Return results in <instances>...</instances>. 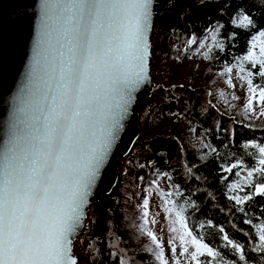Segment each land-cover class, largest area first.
Here are the masks:
<instances>
[{"label": "snow or ice", "instance_id": "1", "mask_svg": "<svg viewBox=\"0 0 264 264\" xmlns=\"http://www.w3.org/2000/svg\"><path fill=\"white\" fill-rule=\"evenodd\" d=\"M153 4L154 0H39L33 60L15 97L7 132L0 138V264H79L74 248L86 208L136 93L149 81ZM244 19L247 25L242 26L264 37V28L254 18ZM217 35L202 53L206 60L218 58L213 48L225 50ZM236 59L240 74L246 71L245 63L250 65L247 75H240L250 94L245 111L255 114V101L261 106L259 115H264V40L253 37L246 55ZM232 71L226 67L220 75ZM257 76L260 80L254 83ZM227 82L232 84L230 77ZM256 155L258 159L247 166L244 185H230L231 191L243 192L229 197L236 205L264 198V146ZM243 166L238 161L223 171L239 176L233 169ZM163 195L165 210L174 215L169 231L175 235L168 243L174 255L179 244L185 264H251L254 258L227 234L222 248L193 234L184 207L168 199L172 192ZM148 223L144 219L139 227L154 245L150 251L158 264H169L163 242ZM256 228L259 243L251 251L264 254V221ZM88 247L94 255L91 241ZM229 247L231 258L225 251ZM118 259L119 264H130Z\"/></svg>", "mask_w": 264, "mask_h": 264}, {"label": "trees", "instance_id": "2", "mask_svg": "<svg viewBox=\"0 0 264 264\" xmlns=\"http://www.w3.org/2000/svg\"><path fill=\"white\" fill-rule=\"evenodd\" d=\"M246 15L254 18L259 28H264V0H205L200 3L174 0L168 15L156 27L160 35L172 30L185 54L198 53L210 67H233L240 77L247 75L250 65L245 63L246 71L240 74L236 58L246 55L253 37L259 33L242 26L247 25ZM214 34H218L217 40L225 44V50L213 48V54L218 58L206 60L202 53L212 46ZM191 40L198 43H187ZM154 48L161 53L165 51L161 44ZM243 80L247 85L246 79ZM259 80L260 77H255L254 83ZM199 101L197 94L190 91L184 101L176 99L166 103L163 110L173 113L187 107L185 113L194 118L204 145L197 149L190 142L181 144L176 131L155 135L135 144L139 149L148 147L149 153L145 158L153 163L150 165L152 168L144 165L133 170L146 185L158 181L163 187L159 193L164 201V193H173L168 199L178 207H184V215L188 217L189 227L194 229L193 234L204 236L205 242L221 248L226 243L222 237L227 234L234 243L246 248L247 256L254 258L251 264H264V254L251 251L259 243L256 225L264 221V198L254 197L253 202L245 205H236L229 199L234 194L243 195V192L231 191L230 185H244L247 166L258 159V147L264 146V117L255 119L239 111L226 112L217 108L212 100L203 108ZM238 161H243L244 165L242 169H233V172L240 171L239 176L223 171L224 167ZM244 190L249 189L245 187ZM168 205L172 207V203ZM240 207L245 211H239ZM132 219L133 213L121 189L113 188L107 196L92 204L81 233L82 239L75 241V249H80L79 264H119L118 258H125L130 264H158L149 242L132 230ZM221 228L223 232H220ZM89 241L94 245V255L90 254ZM225 251L231 258L230 247Z\"/></svg>", "mask_w": 264, "mask_h": 264}, {"label": "rangeland", "instance_id": "3", "mask_svg": "<svg viewBox=\"0 0 264 264\" xmlns=\"http://www.w3.org/2000/svg\"><path fill=\"white\" fill-rule=\"evenodd\" d=\"M159 33L160 31L153 35V40L150 38L152 48L149 62L154 94L147 99L145 107L141 110V119H139L140 139L137 138L136 143L141 142L143 137L173 134L176 131L181 144L190 142L195 148H201L204 145V140L198 133L194 118L189 113H185L187 107H184V110L181 107L180 110L173 113L163 110V105L166 103L176 99L184 101L190 91L197 94L200 100L199 104L203 108L212 100L217 108L226 112L239 111L244 116H251L255 119L264 117V115H259L261 106L257 105L255 101L253 102L255 114L245 111V105L250 94L247 92L245 81L240 79L235 68L228 76H221L220 73L224 72L226 68L207 66L198 53L185 54L180 43L173 38L168 40L166 34L160 35ZM254 37L257 41L264 40V37H260L259 33ZM157 44H161L162 48L165 49L163 53L154 48ZM258 47L259 44L257 43V51ZM229 77L232 80L231 85L227 82ZM135 144L130 151L131 153L129 152L130 156L124 157L126 158V165L121 167V171L126 173L121 179L124 180L127 177L129 179L128 183H122L121 190L124 191L129 210L133 213L131 228L141 239L148 241L151 248H154L150 238L143 234L139 227L143 220L147 219L149 221L148 227L163 242L165 257L169 260V264H175L176 259H179L181 264H185L186 258L180 255L182 249L179 244L177 243V251L174 255L171 251V245L168 243L169 239L175 235L169 231L174 215L165 210V201L159 193L160 190H163L162 185L158 181L146 185L143 178L133 170L135 167H143L144 165L152 168L145 158L146 154L149 153L148 147L144 146L139 149L138 145L135 146ZM132 157L134 161L130 163L129 159ZM135 175L138 176V180L134 179ZM138 181H141L145 187L142 201H147L146 208L144 204L142 207L136 205L139 195L136 185ZM167 207L171 206L167 205ZM143 212H147V217L142 216ZM153 220L155 223H152ZM81 239L80 234L76 240L81 241ZM79 251V248H74L76 257H79Z\"/></svg>", "mask_w": 264, "mask_h": 264}, {"label": "water", "instance_id": "4", "mask_svg": "<svg viewBox=\"0 0 264 264\" xmlns=\"http://www.w3.org/2000/svg\"><path fill=\"white\" fill-rule=\"evenodd\" d=\"M173 1L154 0L153 28L168 15V9ZM38 14L39 0H0V138L7 132V124L13 115L15 97L21 85L26 82V74L33 60L39 25ZM147 68L149 81L136 93V100L124 121V128L117 144L90 198V205L86 208L84 224L79 230V235L85 227L90 206L113 190L123 158L139 137V114L145 107L147 97L153 88L149 61Z\"/></svg>", "mask_w": 264, "mask_h": 264}, {"label": "built area", "instance_id": "5", "mask_svg": "<svg viewBox=\"0 0 264 264\" xmlns=\"http://www.w3.org/2000/svg\"><path fill=\"white\" fill-rule=\"evenodd\" d=\"M195 2H197V3H200V2H202V1H205V0H194ZM159 31V29L155 26L154 28H153V34H152V36H151V40H153V35L156 33V32H158ZM170 38H173L174 40H176L177 41V39H176V35H175V33L172 31V30H170V31H168V32H166V39H170ZM178 42V41H177ZM151 48H152V43H151ZM149 65H150V62H149ZM150 68H151V65H150ZM151 91H153V88H152V90ZM151 93V92H150ZM149 96H150V94H149ZM149 96L147 97V99L149 98ZM139 119H141V112H140V114H139ZM139 131H140V128H139ZM150 137H153V136H150ZM149 137V138H150ZM139 139H140V135H139V137H138ZM148 138H145V137H143L142 138V142H144V141H146ZM180 148V147H179ZM179 148H178V155H180L181 154V149L179 150ZM127 156V155H126ZM124 159L125 158H123V162H122V165H126L125 163H124ZM136 160V159H135ZM134 161V158L132 157L131 159H129V162L130 163H132ZM149 163V165H152L153 163L150 161V162H148ZM142 164H143V162H142ZM126 175V173L124 174V171H121V169H120V172H119V176L117 177V179H116V182L114 183V187L115 188H117V189H121V187H122V183L123 182H127L128 183V177L127 178H125L124 180H122L121 178L123 177V176H125ZM134 179L135 180H138V176L137 175H135L134 176ZM116 184V185H115ZM136 185H137V187H138V189H137V191H138V201L136 202V205H138V206H140V207H142L143 206V204H144V201H142V199H143V195H144V190H145V187L143 186V184L141 183V181H138L137 183H136Z\"/></svg>", "mask_w": 264, "mask_h": 264}, {"label": "bare ground", "instance_id": "6", "mask_svg": "<svg viewBox=\"0 0 264 264\" xmlns=\"http://www.w3.org/2000/svg\"><path fill=\"white\" fill-rule=\"evenodd\" d=\"M153 94H154V93H153V91H151V93H150V96H149V97H152V96H153ZM146 102H147V101H146ZM139 128H140V127H139ZM136 141H137V139H136ZM135 143H136V142H135ZM133 146H134V145H133ZM132 148H133V147H132ZM132 148H131V149H132ZM131 149H130V151H131ZM130 151H129V152H130ZM129 152H128V154H129ZM115 185H116V184H115ZM86 219H87V218H86Z\"/></svg>", "mask_w": 264, "mask_h": 264}, {"label": "clouds", "instance_id": "7", "mask_svg": "<svg viewBox=\"0 0 264 264\" xmlns=\"http://www.w3.org/2000/svg\"><path fill=\"white\" fill-rule=\"evenodd\" d=\"M182 45V44H181ZM138 123H139V118H138ZM138 135H139V130H138Z\"/></svg>", "mask_w": 264, "mask_h": 264}]
</instances>
